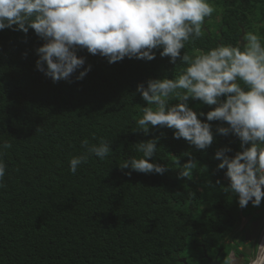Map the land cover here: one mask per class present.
<instances>
[{
    "label": "trees",
    "instance_id": "16d2710c",
    "mask_svg": "<svg viewBox=\"0 0 264 264\" xmlns=\"http://www.w3.org/2000/svg\"><path fill=\"white\" fill-rule=\"evenodd\" d=\"M214 3L218 10L206 18L204 36L186 43L182 53L236 44L254 26L264 37V0ZM42 43L31 29L0 31V137L13 143L0 189V264H207L202 248L223 259L231 249L238 254V245L225 238L238 232L242 215L255 221L263 213L251 202L241 208L237 195L223 190L228 181L215 152L228 146L232 156L239 140L215 133L221 121L210 122L215 138L205 150L174 139L172 129L133 130L146 106L137 85L171 78L184 65L174 66L158 51L151 61L109 63L81 50L84 67L91 65L87 75L77 80V70L71 82H53L35 65ZM188 103L197 112L215 107L191 98ZM99 137L112 141L113 154L104 161L92 156L72 174L69 159L80 154L81 139L97 143ZM155 137L153 159L168 171L144 174L119 166L135 155V143ZM185 152L200 164L193 180L177 178L175 161L185 163ZM206 181L211 186L201 190ZM255 253L256 241L250 257Z\"/></svg>",
    "mask_w": 264,
    "mask_h": 264
},
{
    "label": "clouds",
    "instance_id": "9594fccd",
    "mask_svg": "<svg viewBox=\"0 0 264 264\" xmlns=\"http://www.w3.org/2000/svg\"><path fill=\"white\" fill-rule=\"evenodd\" d=\"M217 10L214 0H0V31L28 34L34 30L43 41L35 49L36 68L53 82H71L77 70L75 79L87 75L91 65L84 67L86 58L78 55L81 50L109 63L125 57L151 61L157 51L174 66L179 61L184 67L171 78L165 74L137 85L136 93L146 106L133 130L148 134L152 126L172 129L174 139L183 138L197 150H205L215 138L210 122H223L215 126V133L232 135L240 144L232 156L227 154L228 146L215 152L217 169L224 170L228 181L223 190L237 195L241 208L249 202L259 207L264 198V37L259 26L243 30L236 44L219 43L192 55L181 51L186 43L204 36L205 20ZM190 98L215 107L197 112L189 106ZM158 140L135 143V155L119 166L163 175L170 167L153 159ZM111 143L104 137L97 143L81 139L80 154L70 157L69 171L76 174L92 156L106 160L113 154ZM12 147L11 140L0 137V189L6 187L4 156ZM183 155L189 159L182 165L175 161L180 165L177 178L193 180L200 164L191 153ZM210 186L206 181L201 190ZM261 219L263 223L264 206ZM259 235L260 229L257 258L245 264H264V254L257 255ZM222 264H236V257L229 254Z\"/></svg>",
    "mask_w": 264,
    "mask_h": 264
},
{
    "label": "crops",
    "instance_id": "0c3cea01",
    "mask_svg": "<svg viewBox=\"0 0 264 264\" xmlns=\"http://www.w3.org/2000/svg\"><path fill=\"white\" fill-rule=\"evenodd\" d=\"M250 217L251 216H244V215H242L241 216V223H242V221H243V224H242V226L240 225L239 226V228L237 229V231L239 232H236L235 233V235H233V236H231V237H229V238H225V242H227V243H231L233 246H236V245H238V250L239 249H241V251H242V249L243 248H245L246 247V245H245V242H244V236H246V235H250V231L254 228L255 229V236H256V234H257V231H258V229H259V226H255V221H251L250 222ZM257 221H260V218L259 219H257ZM240 223V224H241ZM246 240V239H245ZM255 241V240H254ZM233 242V243H232ZM233 252V253H232ZM229 254H234V256H236L237 254L234 252V250L233 249H231L230 250V252H229ZM228 254V255H229ZM250 260V259H249ZM248 260V261H249ZM247 261V262H248ZM246 263V262H245ZM244 263V264H245Z\"/></svg>",
    "mask_w": 264,
    "mask_h": 264
},
{
    "label": "flooded vegetation",
    "instance_id": "af4514ba",
    "mask_svg": "<svg viewBox=\"0 0 264 264\" xmlns=\"http://www.w3.org/2000/svg\"><path fill=\"white\" fill-rule=\"evenodd\" d=\"M257 236V234H256ZM256 236H255V229L253 228L251 231H250V235H246L244 236V242H245V245L246 247L242 249V252L241 253H238L236 255V258L238 260V262H240V264H242V262L244 261V257H245V254L248 252V254L246 255L248 258H249V250H250V246L251 245H254L255 244V241H256ZM246 239V240H245ZM255 240V241H254ZM233 243V242H232ZM238 247V246H237ZM240 250V249H239ZM246 252V253H245ZM202 254L203 256L207 259V264H209L208 262V259L210 261L211 264H222L221 261L218 260V255L220 253L215 252L214 254L212 255H209L205 249L202 248Z\"/></svg>",
    "mask_w": 264,
    "mask_h": 264
},
{
    "label": "rangeland",
    "instance_id": "374dc122",
    "mask_svg": "<svg viewBox=\"0 0 264 264\" xmlns=\"http://www.w3.org/2000/svg\"><path fill=\"white\" fill-rule=\"evenodd\" d=\"M216 17H217V15H216ZM261 208L264 206V203H261ZM259 206V207H260ZM251 222V221H250ZM255 226H259V229H260V233H261V231H262V225H263V223H262V219L260 220V221H257V219H255ZM242 224H243V221H242V223L240 224L241 226H242ZM259 246H261V245H259ZM258 246V247H259ZM241 250V249H240ZM238 253H241V251H239ZM246 253V252H245ZM248 254V252L245 254V256ZM257 255H258V253H257ZM236 257V256H235ZM250 257V256H249ZM256 259V256L254 255V256H251L250 257V260H255ZM218 260L219 261H221V263H222V261H223V256L221 255V253L218 255ZM251 262V261H250ZM206 264V263H205ZM236 264H240V262H238V260H237V258H236Z\"/></svg>",
    "mask_w": 264,
    "mask_h": 264
},
{
    "label": "built area",
    "instance_id": "2783aa9c",
    "mask_svg": "<svg viewBox=\"0 0 264 264\" xmlns=\"http://www.w3.org/2000/svg\"><path fill=\"white\" fill-rule=\"evenodd\" d=\"M263 238H264V219H263L262 231H261V233L259 235L258 246L261 245ZM258 248H260V246Z\"/></svg>",
    "mask_w": 264,
    "mask_h": 264
},
{
    "label": "bare ground",
    "instance_id": "6f19581e",
    "mask_svg": "<svg viewBox=\"0 0 264 264\" xmlns=\"http://www.w3.org/2000/svg\"><path fill=\"white\" fill-rule=\"evenodd\" d=\"M262 245H264V238H263V240H262V243H261V246H260V248H259V252H258V254H264V246H262ZM257 258V257H256ZM250 264H252V261L250 262Z\"/></svg>",
    "mask_w": 264,
    "mask_h": 264
},
{
    "label": "water",
    "instance_id": "95a60500",
    "mask_svg": "<svg viewBox=\"0 0 264 264\" xmlns=\"http://www.w3.org/2000/svg\"><path fill=\"white\" fill-rule=\"evenodd\" d=\"M183 262H184L183 264H186V262L184 260H183ZM209 264H211L210 261H209Z\"/></svg>",
    "mask_w": 264,
    "mask_h": 264
}]
</instances>
